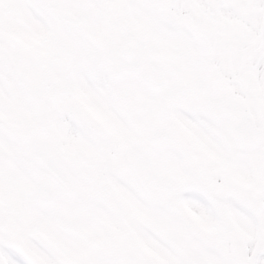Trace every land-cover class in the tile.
I'll use <instances>...</instances> for the list:
<instances>
[{
	"label": "snow or ice",
	"instance_id": "snow-or-ice-1",
	"mask_svg": "<svg viewBox=\"0 0 264 264\" xmlns=\"http://www.w3.org/2000/svg\"><path fill=\"white\" fill-rule=\"evenodd\" d=\"M0 264H264V0H0Z\"/></svg>",
	"mask_w": 264,
	"mask_h": 264
}]
</instances>
